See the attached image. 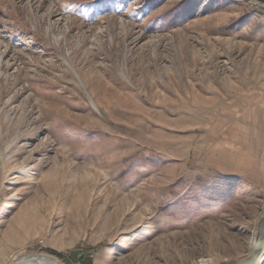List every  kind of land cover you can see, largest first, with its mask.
I'll return each instance as SVG.
<instances>
[{
    "label": "rangeland",
    "instance_id": "obj_1",
    "mask_svg": "<svg viewBox=\"0 0 264 264\" xmlns=\"http://www.w3.org/2000/svg\"><path fill=\"white\" fill-rule=\"evenodd\" d=\"M243 117L255 148L264 0H0V264L246 258L264 182L215 153Z\"/></svg>",
    "mask_w": 264,
    "mask_h": 264
},
{
    "label": "crops",
    "instance_id": "obj_2",
    "mask_svg": "<svg viewBox=\"0 0 264 264\" xmlns=\"http://www.w3.org/2000/svg\"><path fill=\"white\" fill-rule=\"evenodd\" d=\"M249 120L250 117H243V125L239 124L231 137L221 140L215 153L222 165H226L224 168L228 172L244 176L252 183L261 184L264 182V138L261 134L255 148L250 146L253 124Z\"/></svg>",
    "mask_w": 264,
    "mask_h": 264
},
{
    "label": "bare ground",
    "instance_id": "obj_3",
    "mask_svg": "<svg viewBox=\"0 0 264 264\" xmlns=\"http://www.w3.org/2000/svg\"><path fill=\"white\" fill-rule=\"evenodd\" d=\"M37 221L38 220H36V216L34 215V213H31V210H22L18 213L14 222L21 224L22 226L23 225L29 226V225H32L33 223L37 222ZM256 235L257 236L254 237L255 238L254 243L258 237V234H256ZM254 243H253V247H254ZM252 251H253V248L249 252V255L246 256V258H244V259L251 257ZM15 261H16V264H65L62 260H60L58 258L57 259L52 258V255H48V254H44V253L20 254V255L16 256V258L14 259L12 264H15ZM259 264H262V260Z\"/></svg>",
    "mask_w": 264,
    "mask_h": 264
},
{
    "label": "water",
    "instance_id": "obj_4",
    "mask_svg": "<svg viewBox=\"0 0 264 264\" xmlns=\"http://www.w3.org/2000/svg\"><path fill=\"white\" fill-rule=\"evenodd\" d=\"M263 257H264V220L260 226L257 240L254 243L251 257L247 259L239 260L235 262L234 264H259L261 260L263 259ZM52 258L57 259L56 256H52ZM15 264H16V261H15Z\"/></svg>",
    "mask_w": 264,
    "mask_h": 264
},
{
    "label": "trees",
    "instance_id": "obj_5",
    "mask_svg": "<svg viewBox=\"0 0 264 264\" xmlns=\"http://www.w3.org/2000/svg\"><path fill=\"white\" fill-rule=\"evenodd\" d=\"M83 264H92V260H91L89 257H86V258L84 259Z\"/></svg>",
    "mask_w": 264,
    "mask_h": 264
}]
</instances>
